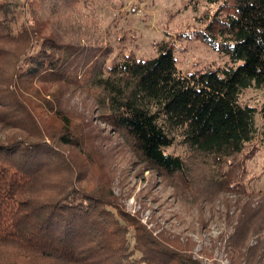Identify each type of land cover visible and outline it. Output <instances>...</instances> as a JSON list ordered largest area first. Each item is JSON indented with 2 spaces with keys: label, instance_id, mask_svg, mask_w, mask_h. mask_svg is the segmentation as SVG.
<instances>
[{
  "label": "trees",
  "instance_id": "trees-1",
  "mask_svg": "<svg viewBox=\"0 0 264 264\" xmlns=\"http://www.w3.org/2000/svg\"><path fill=\"white\" fill-rule=\"evenodd\" d=\"M84 1L0 0V264H204L126 211L109 169L94 170L99 159L102 168L113 161L99 127L43 83L91 97L98 119L184 196L247 199L232 244L240 264L264 223V188L249 187V162L264 146V103L241 101L246 88L264 89V0H206L220 5L183 36L233 64L187 72L171 39L143 58L115 52L93 18L81 28L60 17ZM36 82L43 91H28Z\"/></svg>",
  "mask_w": 264,
  "mask_h": 264
},
{
  "label": "rangeland",
  "instance_id": "rangeland-1",
  "mask_svg": "<svg viewBox=\"0 0 264 264\" xmlns=\"http://www.w3.org/2000/svg\"><path fill=\"white\" fill-rule=\"evenodd\" d=\"M219 5L220 2L209 3L206 0H86L70 11H60L59 15L71 19L74 25L81 28L86 19L93 18L98 32L115 52H133L138 57H153L157 54L156 44L171 39L178 66L187 72L194 65L201 68L233 64L229 55L200 39L183 36V32L202 25L198 16L205 11L214 12ZM46 85L62 96L63 105L70 107L72 113L91 116L93 123L99 127L103 149H107L106 156L110 155L113 161H106L109 167L102 168L99 159L94 170L100 175L104 169H109L113 190L126 211L138 216L155 235L171 240L172 245L191 253L204 264H232L234 228L239 207L247 199L230 192H222L211 200H194L184 196L170 180L148 170L135 155L129 141L98 119V110L91 97L81 90L74 91L69 84H42ZM42 86L36 82L28 91H43ZM241 101L261 106L264 89L246 88L241 94ZM74 118L77 120V117ZM263 122L261 119L260 123ZM168 150L181 152L178 146H171ZM249 170V187L263 189L264 146L249 162ZM241 252L240 264H264V223L249 234Z\"/></svg>",
  "mask_w": 264,
  "mask_h": 264
}]
</instances>
